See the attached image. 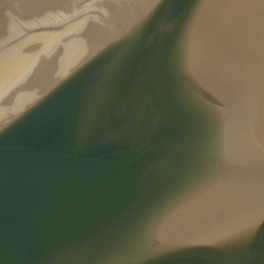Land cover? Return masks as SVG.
I'll return each mask as SVG.
<instances>
[{"label":"water","instance_id":"water-1","mask_svg":"<svg viewBox=\"0 0 264 264\" xmlns=\"http://www.w3.org/2000/svg\"><path fill=\"white\" fill-rule=\"evenodd\" d=\"M0 264H264V0H0Z\"/></svg>","mask_w":264,"mask_h":264}]
</instances>
